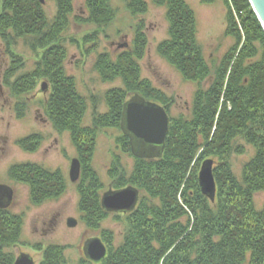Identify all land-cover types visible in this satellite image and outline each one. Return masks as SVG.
<instances>
[{"label":"trees","instance_id":"1","mask_svg":"<svg viewBox=\"0 0 264 264\" xmlns=\"http://www.w3.org/2000/svg\"><path fill=\"white\" fill-rule=\"evenodd\" d=\"M54 1L56 13L50 18L39 0H0L2 41L11 46L23 39L35 50L46 48L26 73H17L23 65L17 63L19 57H13L17 59L7 69L5 83L13 95L25 100L37 80L48 83L50 95L43 99L45 112L57 131L72 134L80 155L81 209L89 222H97V217L108 213L102 207L95 188L98 177L91 167L98 130L115 124L121 128L128 96L141 95L168 111L172 102L141 78L139 60L147 39L140 25L132 50L116 57L106 52L98 54L95 69L102 81L120 79L124 86L105 92L109 111L96 114L94 127L82 126L88 97L66 69L68 54L63 37L71 27L74 0ZM223 1L228 8L227 34L235 36L236 41L218 63L210 65L197 40L195 12L186 0H153L166 7L169 23V38L159 45V54L198 89L190 111L170 120L161 156L137 157L129 178L125 170L117 173L118 187L142 182L144 186L140 187H149L152 197L144 201L140 198L135 210L127 214L131 219L123 241L110 247L99 264H264V208L258 209L254 200L256 193L264 191V29L249 0ZM124 3L133 15L147 11L146 0ZM85 5L87 16L75 18L78 22H93L100 27L115 18L112 0H85ZM96 35L85 36V41L90 38L94 42ZM208 78L210 84L204 89L202 84ZM123 134L127 152L134 155L130 136ZM41 140L33 135L19 144L35 151ZM244 143L253 146L255 152L238 177L231 169L230 158L245 152ZM204 155L216 161L214 202L201 193L194 169ZM10 174L29 186L36 204L58 197L65 186L60 173L37 164L16 165ZM19 227L20 221L0 208V264L14 263L11 247L17 242ZM84 260L78 264H95L87 257ZM43 264L69 263L62 248L51 245L45 250Z\"/></svg>","mask_w":264,"mask_h":264},{"label":"rangeland","instance_id":"2","mask_svg":"<svg viewBox=\"0 0 264 264\" xmlns=\"http://www.w3.org/2000/svg\"><path fill=\"white\" fill-rule=\"evenodd\" d=\"M112 1L116 11L115 18L105 26L99 27L93 22L76 21L75 18L87 16V8L85 0H74L71 27L63 33L68 54L65 61L66 69L76 78L79 90L88 97V108L82 126L94 127L96 114H105L109 111L105 92L112 87L124 86L120 79L113 82L102 81L95 69L98 54L106 52L116 57L118 53L132 50L134 34L140 25H143L147 39L144 55L139 60L141 78L147 79L154 88L161 90L171 100L169 111L166 109L170 120L187 114L193 106L198 86L186 80L176 67L158 52L159 45L169 38L166 7L155 4L153 0H146L147 11L133 15L127 10L124 0ZM186 2L195 12L197 40L204 56L210 65H213L214 61L218 63L236 41L235 36L227 34L229 24L225 1L186 0ZM42 5L52 18L56 13L55 1L46 0ZM252 9L254 10L253 6ZM95 32L97 35L94 42L90 38L85 41V36ZM71 39L76 42H72ZM244 39L242 36V42ZM122 44L127 46L121 47ZM45 50L46 48L41 47L35 50L23 39H18L15 45L7 46L0 37V185L11 187V201L4 209L20 221L17 242L11 247L15 261L21 253H27L34 258L36 264H43L45 250L51 245H58L69 264H78L79 261H85L84 246L87 240L100 237L107 250L119 245L131 219L127 214L131 212L108 211L106 215L97 217V222H89L85 218L86 213L81 209V194L78 190L81 176L75 182L70 178L71 163L74 158H80L79 150L71 132L57 131L45 112L43 99L50 95L49 85L47 91L43 92L42 83L46 81L37 80L33 91L26 96L29 98L27 100L17 98L6 85L7 69L17 59L13 60V57H19L20 61L17 63L23 65L18 68L17 73H26L41 59ZM210 81L208 78L203 82L204 89ZM132 96H128V100ZM33 135L42 139L35 151L25 149L19 144L22 139ZM123 136L122 129L116 124L100 128L96 135L91 167L98 177V187L95 188L100 195V201L103 193L110 188L116 190L129 185L139 188L142 201L152 197L149 187H140L144 186L142 182L140 184L136 181L118 187L117 173L125 170L127 177H131L137 162V157L127 152ZM245 145L243 154L235 153L230 158L231 169L238 177L242 175L245 163L255 152L253 146ZM203 151L204 148L200 149L198 156ZM209 158L213 159L212 156L204 155L197 165L192 164L197 170V177L202 162ZM26 163L37 164L62 175L65 186L58 197L46 199L38 204L33 202L29 186L12 178L10 174L12 167ZM216 167L215 161L214 168ZM254 200L258 209L264 208V191L256 193ZM69 217L78 220L77 226L67 225Z\"/></svg>","mask_w":264,"mask_h":264},{"label":"water","instance_id":"3","mask_svg":"<svg viewBox=\"0 0 264 264\" xmlns=\"http://www.w3.org/2000/svg\"><path fill=\"white\" fill-rule=\"evenodd\" d=\"M44 4L46 0H39ZM256 15L264 28V0H250ZM121 47L127 44L120 45ZM48 84L42 83V91L46 92ZM170 127V117L166 108L154 101L147 100L141 95L135 94L126 101L123 108L121 128L130 136L132 152L136 157L155 158L161 156L166 137ZM151 148H157L151 151ZM215 160L205 159L198 175L201 193L215 201L217 184L214 171ZM81 174V164L78 158H74L70 168V178L78 181ZM12 197V189L9 186L0 185V208H7ZM140 198L139 190L129 185L121 189H112L104 192L101 198L102 207L109 212H132ZM78 220L74 217L67 219L69 227H75ZM85 256L95 263L103 261L108 253L107 247L100 237L87 240L84 246ZM14 264H36L34 258L21 253Z\"/></svg>","mask_w":264,"mask_h":264},{"label":"flooded vegetation","instance_id":"4","mask_svg":"<svg viewBox=\"0 0 264 264\" xmlns=\"http://www.w3.org/2000/svg\"><path fill=\"white\" fill-rule=\"evenodd\" d=\"M156 149H157V148H151L150 150H151V151H156Z\"/></svg>","mask_w":264,"mask_h":264}]
</instances>
